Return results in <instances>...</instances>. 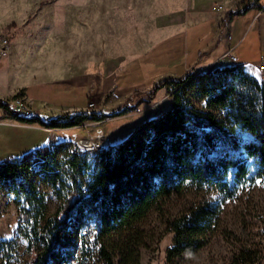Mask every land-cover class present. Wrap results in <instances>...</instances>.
<instances>
[{
    "label": "trees",
    "instance_id": "1",
    "mask_svg": "<svg viewBox=\"0 0 264 264\" xmlns=\"http://www.w3.org/2000/svg\"><path fill=\"white\" fill-rule=\"evenodd\" d=\"M257 3L245 0L241 8L225 11L221 26L227 27L234 17L250 10L263 9ZM192 76L165 79L148 92L152 99L159 89L168 90L171 108L139 123L118 144L99 150L93 169L88 154L69 142L0 162V186L19 206L16 233L34 256L24 264H69L77 249L85 260L86 244L79 237L82 229L91 237L90 244L98 247L104 264H116L111 250L118 251L117 264H139L136 246L130 241L120 246L111 238L130 230L161 199L188 188L207 187L227 200L256 181L264 183V80L237 62ZM190 90L204 101L206 110L189 102ZM0 110L8 111V103L0 100ZM105 117L78 113L17 119L64 130ZM38 183L63 201L54 215L47 213ZM221 214L220 204H204L168 221L173 243L166 252L167 264L205 248L219 230ZM224 236L237 244L230 264L264 263V228L249 240L237 239L233 232ZM59 239H66L69 246L60 250ZM17 259L15 241L0 240V264Z\"/></svg>",
    "mask_w": 264,
    "mask_h": 264
},
{
    "label": "rangeland",
    "instance_id": "2",
    "mask_svg": "<svg viewBox=\"0 0 264 264\" xmlns=\"http://www.w3.org/2000/svg\"><path fill=\"white\" fill-rule=\"evenodd\" d=\"M244 1L0 0V73H5L7 82L16 79L21 83L28 71H32L35 79L48 82L84 77L88 84L97 77L102 87L87 95L85 85L87 103L79 113L106 117L100 122L85 121L80 127L66 130V134L71 139L102 140L104 148L105 140L108 143L113 134L123 140L139 123L171 108V93L166 89H159L163 93L157 91L152 99L146 96L161 81L183 80L188 75L194 78L196 73L204 71L191 68L182 71V76L175 75L184 64V60L178 61L180 56L193 53L213 36L211 25L214 35L228 44L226 58L232 64L237 60L250 75L264 80V0L257 3L263 9L250 10L234 17L227 27L221 26L225 11L241 8ZM206 19L209 23L202 22ZM197 22L202 23L195 25ZM198 34L205 36L197 37ZM230 57L236 60L233 62ZM170 61L176 62L168 66ZM12 97L2 101L7 103ZM187 97L195 107L206 110L204 101H199L193 90L188 91ZM26 104L32 111L30 103L26 101ZM132 106L134 109L127 111ZM120 110L127 112L116 116ZM3 112L5 118L14 117L9 110ZM27 130L30 129L24 128L20 137L28 136ZM69 144L78 149L76 144ZM82 152L88 154L93 169L98 150ZM37 187L45 197L47 213L54 215L63 201L56 199L47 185L38 183ZM204 204L221 205L219 230L205 248L177 258L174 264H230L237 244L224 235L233 232L237 239L249 240V236L264 228V183L260 181L227 200L207 187L173 193L158 201L130 230L113 236L111 241L120 246L130 241L138 251L139 264H167L166 252L173 243L167 222L187 213L191 207ZM18 210V202L7 188L0 186V240L13 239L18 257L11 264H24L34 258L27 253L25 240L16 233ZM84 231H80L79 237L86 244L87 257L81 259L77 249L69 264H104L98 247L90 244L91 237L84 235ZM58 244L60 250L69 246L66 239H59ZM111 252L117 264L118 251Z\"/></svg>",
    "mask_w": 264,
    "mask_h": 264
},
{
    "label": "crops",
    "instance_id": "3",
    "mask_svg": "<svg viewBox=\"0 0 264 264\" xmlns=\"http://www.w3.org/2000/svg\"><path fill=\"white\" fill-rule=\"evenodd\" d=\"M202 22L209 23V20L206 19ZM202 22L194 24L200 25ZM211 28L212 31L210 30V32L213 36L207 40L206 44L201 45L197 50L193 51V53L185 52L180 56L181 58L177 56V58H179L178 61L184 60V64L182 69L178 68L176 70V76H182L180 75L182 71H189L191 68H194L196 71H206L213 70L217 67L232 65L229 59L225 56L228 52V44L220 39L219 36L214 35L215 30L212 25ZM200 35L201 34H198L197 37ZM203 36H205V34L201 35V37ZM230 45V48L234 49L235 46L231 43ZM175 62L170 61L168 66L174 65ZM175 75L172 77L175 78ZM24 77L22 79L24 81L23 83L16 79L7 82L5 79V73H0V100L10 98L20 91L26 98V101L32 106V117L37 116L42 119H44V117L52 118L56 116L60 117L62 115L72 116L76 113L78 114L85 108L87 103L85 101L86 94L84 93L86 92L84 90L85 85L88 87L87 95L92 91H99L102 87V83L97 77L88 84H85L84 77L77 78L76 80L75 78H72V81L69 79L60 80V82H48L44 81L42 78L38 80L32 76V71H28V74L26 76L24 75ZM77 90L83 91L84 94L79 95ZM162 91L158 92L160 93ZM4 116L5 114L3 110H0V162L30 156L36 149L50 144L57 145L59 142H71L75 145L85 139L78 137H75V139H71V137L68 138L66 130L70 129H45L37 122L29 124L19 121L16 117L5 118ZM24 128L30 129L27 130L28 136H24L25 138L20 137V135L24 134ZM15 129L18 131H15ZM72 129L74 128H71V130ZM10 131L13 132L10 133ZM97 139L98 138L94 140ZM121 140L122 139H118L117 135L113 134L108 143L105 140L104 147L114 146ZM57 141L58 143H56ZM5 150L24 151L10 153Z\"/></svg>",
    "mask_w": 264,
    "mask_h": 264
},
{
    "label": "built area",
    "instance_id": "4",
    "mask_svg": "<svg viewBox=\"0 0 264 264\" xmlns=\"http://www.w3.org/2000/svg\"><path fill=\"white\" fill-rule=\"evenodd\" d=\"M234 62L235 58L230 57ZM264 64V61L262 62ZM260 68H263L261 65ZM201 72V71H200ZM199 72V73H200ZM9 105V112L16 118H29L32 116V111L26 104V98L23 94L15 95L10 101L7 102ZM79 150L81 151H99L103 147V141H91V140H82L76 144Z\"/></svg>",
    "mask_w": 264,
    "mask_h": 264
}]
</instances>
